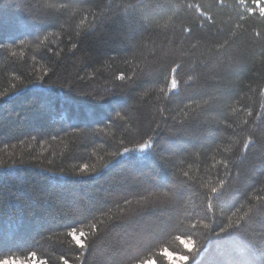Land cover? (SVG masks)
I'll list each match as a JSON object with an SVG mask.
<instances>
[{
    "label": "trees",
    "instance_id": "16d2710c",
    "mask_svg": "<svg viewBox=\"0 0 264 264\" xmlns=\"http://www.w3.org/2000/svg\"><path fill=\"white\" fill-rule=\"evenodd\" d=\"M168 249L264 264V0H0V261Z\"/></svg>",
    "mask_w": 264,
    "mask_h": 264
},
{
    "label": "rangeland",
    "instance_id": "374dc122",
    "mask_svg": "<svg viewBox=\"0 0 264 264\" xmlns=\"http://www.w3.org/2000/svg\"><path fill=\"white\" fill-rule=\"evenodd\" d=\"M75 237L80 242V235L75 234ZM187 245H190V243H187ZM165 253H168L170 257L173 255L172 253H169L168 250H166ZM184 259H185V256H182V255L178 256L177 255V257L175 259L171 260V264H180ZM6 260H8L10 262L15 261L16 264H45L44 262L38 261L33 257L27 258V259H6ZM152 260H154V259H152ZM4 261L5 260L0 261V264H3ZM144 264H146V263H144ZM156 264H157V262H156Z\"/></svg>",
    "mask_w": 264,
    "mask_h": 264
},
{
    "label": "clouds",
    "instance_id": "9594fccd",
    "mask_svg": "<svg viewBox=\"0 0 264 264\" xmlns=\"http://www.w3.org/2000/svg\"><path fill=\"white\" fill-rule=\"evenodd\" d=\"M171 240L177 241L179 243V245H181L183 247V249H185L188 253L193 252V251L196 250V242L194 240H191V238L181 237L180 239H177L176 236H173L171 238ZM180 240H191V243H192L191 250L185 248L184 245L180 242ZM168 252L169 253H172L173 255L170 257L168 253L163 252V256L167 258L168 264H171V260L172 259H175L177 257V255L174 254V252L171 251V250H169V249H168ZM187 256H188V259H191V257L189 255H187ZM146 264H156V261L155 260H152V259H149V260H147Z\"/></svg>",
    "mask_w": 264,
    "mask_h": 264
},
{
    "label": "snow or ice",
    "instance_id": "6c2138e0",
    "mask_svg": "<svg viewBox=\"0 0 264 264\" xmlns=\"http://www.w3.org/2000/svg\"><path fill=\"white\" fill-rule=\"evenodd\" d=\"M81 243H82V241H81ZM3 264H16V262L15 261H8V260H5L4 262H3Z\"/></svg>",
    "mask_w": 264,
    "mask_h": 264
}]
</instances>
